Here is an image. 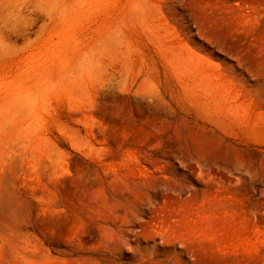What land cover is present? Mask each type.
<instances>
[{"label": "rangeland", "instance_id": "rangeland-1", "mask_svg": "<svg viewBox=\"0 0 264 264\" xmlns=\"http://www.w3.org/2000/svg\"><path fill=\"white\" fill-rule=\"evenodd\" d=\"M0 264H264V0H65L0 55Z\"/></svg>", "mask_w": 264, "mask_h": 264}, {"label": "bare ground", "instance_id": "bare-ground-1", "mask_svg": "<svg viewBox=\"0 0 264 264\" xmlns=\"http://www.w3.org/2000/svg\"><path fill=\"white\" fill-rule=\"evenodd\" d=\"M65 0H0V55L15 48L19 38L24 43L59 14ZM1 202L16 205L9 195Z\"/></svg>", "mask_w": 264, "mask_h": 264}]
</instances>
